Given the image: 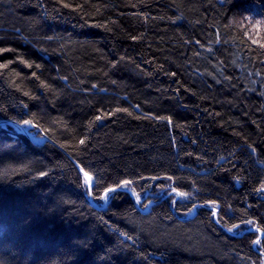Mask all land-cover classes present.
I'll return each instance as SVG.
<instances>
[{
	"label": "trees",
	"instance_id": "obj_1",
	"mask_svg": "<svg viewBox=\"0 0 264 264\" xmlns=\"http://www.w3.org/2000/svg\"><path fill=\"white\" fill-rule=\"evenodd\" d=\"M262 184L264 0H0V264H264Z\"/></svg>",
	"mask_w": 264,
	"mask_h": 264
},
{
	"label": "snow or ice",
	"instance_id": "obj_2",
	"mask_svg": "<svg viewBox=\"0 0 264 264\" xmlns=\"http://www.w3.org/2000/svg\"><path fill=\"white\" fill-rule=\"evenodd\" d=\"M67 6V5H66ZM126 111V110H125ZM108 115H112V113H108ZM97 120H100L101 117L97 116L96 117ZM21 123L25 126L31 125L32 121L31 120H23L21 121ZM22 131H28L27 128H21ZM81 145H84L86 143V141L84 139H81L79 142ZM80 173H82V180H83V186L86 189V194L90 197V198H95L93 197V189L94 188H98L100 185H98V183L93 179V176L89 173V171H86L84 168H80L79 169V173L78 178L80 176ZM47 173H45L44 171H40L38 173V175L40 177H44ZM152 179H156L155 177H153ZM169 179H171V177H169ZM134 182L132 180H122L120 181V183L118 184H114L112 186L109 187H105L104 188V192L103 195L99 197L100 200L104 201L105 203H108L109 201H111L112 199L115 198V196L119 193L120 189H124L125 191L129 190V186L132 185ZM261 188L264 189V184L261 185ZM172 191L174 193L177 194V196L179 197H184L186 194L183 192H178L176 188H173ZM131 195L133 197L136 198L137 203L140 202V196L139 194L135 191V189H131ZM174 203H176V201H174ZM208 203L210 204H215V201H209ZM197 205H193V208H196ZM191 211V209H190ZM211 215L213 217H216L218 215V212L216 210L215 207H213L211 209ZM242 224L245 225L246 229L251 232L252 234H255L256 232L261 233V235L256 236V239L254 241H252V243L254 245H260L262 240H264V230H262L260 227L255 225V221H242ZM241 226L240 225H236L233 224L230 228L227 229V231L229 233H231L233 230H238ZM253 228L255 229V231L253 232ZM123 235V233H122ZM130 239V237H129Z\"/></svg>",
	"mask_w": 264,
	"mask_h": 264
},
{
	"label": "rangeland",
	"instance_id": "obj_3",
	"mask_svg": "<svg viewBox=\"0 0 264 264\" xmlns=\"http://www.w3.org/2000/svg\"><path fill=\"white\" fill-rule=\"evenodd\" d=\"M22 126V128H27L28 129V131H26L30 136H32L33 137V139H35L36 141H40L41 140V136H37L36 134H34V132L31 130V126L30 125H28V126H25V125H21ZM173 192V191H172ZM174 193V192H173ZM158 195H162V191H159L158 193H157ZM175 195H176V193H174ZM140 196V195H139ZM133 197V196H132ZM176 197H178L177 195H176ZM134 198V200L136 201V198L135 197H133ZM140 202H141V200H143V198L140 196ZM139 202V203H140ZM136 203H137V201H136ZM147 206V205H146ZM146 206H144V209L146 210L147 209V207ZM190 216V215H189Z\"/></svg>",
	"mask_w": 264,
	"mask_h": 264
},
{
	"label": "bare ground",
	"instance_id": "obj_4",
	"mask_svg": "<svg viewBox=\"0 0 264 264\" xmlns=\"http://www.w3.org/2000/svg\"><path fill=\"white\" fill-rule=\"evenodd\" d=\"M19 126H21V125H19ZM21 128H22V126H21ZM27 135H29L26 131H24ZM30 136V135H29ZM31 138L33 139V137L31 136ZM34 141H36L35 139H33ZM41 140H43V138L41 137ZM40 140V141H41ZM37 142H39V141H37ZM179 197V196H178ZM145 209H143V211H144ZM193 212V211H192ZM192 215V213H190V216Z\"/></svg>",
	"mask_w": 264,
	"mask_h": 264
},
{
	"label": "water",
	"instance_id": "obj_5",
	"mask_svg": "<svg viewBox=\"0 0 264 264\" xmlns=\"http://www.w3.org/2000/svg\"><path fill=\"white\" fill-rule=\"evenodd\" d=\"M144 211H146V210H144Z\"/></svg>",
	"mask_w": 264,
	"mask_h": 264
}]
</instances>
